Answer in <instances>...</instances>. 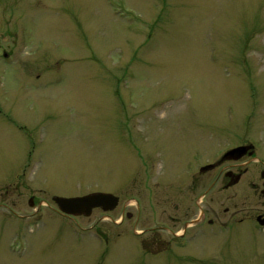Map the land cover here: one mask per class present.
<instances>
[{
  "label": "rangeland",
  "instance_id": "obj_1",
  "mask_svg": "<svg viewBox=\"0 0 264 264\" xmlns=\"http://www.w3.org/2000/svg\"><path fill=\"white\" fill-rule=\"evenodd\" d=\"M241 142L264 161V0H0V264H264L249 223L147 231L175 197L227 218L188 176ZM93 192L117 207L52 201Z\"/></svg>",
  "mask_w": 264,
  "mask_h": 264
},
{
  "label": "flooded vegetation",
  "instance_id": "obj_2",
  "mask_svg": "<svg viewBox=\"0 0 264 264\" xmlns=\"http://www.w3.org/2000/svg\"><path fill=\"white\" fill-rule=\"evenodd\" d=\"M236 148L242 149L228 153ZM256 154L257 150L254 144L241 142L230 146L210 161L202 162L200 165L196 164L195 171L188 176L189 183L192 184L194 190L198 186L210 189L218 186L221 193L226 194L225 200L229 203L222 210L227 218L219 221L220 219L213 209H211L214 213L213 216H207L210 215V209H203L200 205L205 194H197L192 197L190 202H187L188 205L185 209L182 197H175V203L169 200L168 205L162 209V225L158 228L150 227L147 231L160 233V244L163 248L172 246L178 248L182 247L183 243L189 244L193 240H197L199 234L204 232V225L219 224L222 226L233 221L236 224L249 223L257 230H264V161L258 159ZM209 174L214 175L213 177L209 176L212 177L210 180H208L209 177L206 178ZM241 187L247 189H241ZM247 202L251 203L250 207L246 205ZM169 209L174 211L173 215L168 214ZM136 212L139 219L140 206H137ZM128 215L131 217L132 213H128ZM133 233L144 232L133 231Z\"/></svg>",
  "mask_w": 264,
  "mask_h": 264
},
{
  "label": "water",
  "instance_id": "obj_3",
  "mask_svg": "<svg viewBox=\"0 0 264 264\" xmlns=\"http://www.w3.org/2000/svg\"><path fill=\"white\" fill-rule=\"evenodd\" d=\"M241 149L242 148H236L228 153ZM52 200L57 205L59 211L66 215L73 216H89L95 208H101L103 211H111L118 204L117 196L103 192H94L75 197L55 196Z\"/></svg>",
  "mask_w": 264,
  "mask_h": 264
}]
</instances>
